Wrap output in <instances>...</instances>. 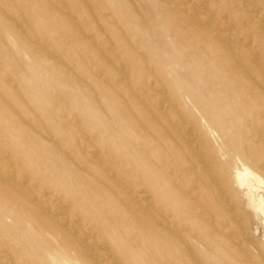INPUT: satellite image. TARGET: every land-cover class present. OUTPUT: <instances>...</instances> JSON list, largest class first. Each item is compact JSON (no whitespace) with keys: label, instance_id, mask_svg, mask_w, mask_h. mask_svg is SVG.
Returning <instances> with one entry per match:
<instances>
[{"label":"rangeland","instance_id":"1","mask_svg":"<svg viewBox=\"0 0 264 264\" xmlns=\"http://www.w3.org/2000/svg\"><path fill=\"white\" fill-rule=\"evenodd\" d=\"M0 2V103L4 104H0V177L7 181H0L2 249L9 247L6 249H10L15 257L29 264H44L49 241H52L51 236L42 229V223L48 222L37 210L10 192L14 180L8 172H13L18 179L25 177V181L36 188L38 193L49 191L51 195L55 192L63 194L66 204H69L66 208L79 219L77 222L83 226V234L93 228L99 236L107 235V238H111L114 229L112 221L116 224L127 222L144 239L147 211L137 207L133 217V205L125 208L119 197L111 200L108 185L110 176L118 179L121 184L126 180L123 185L127 190L144 187L145 191H149H146V195L156 211L158 207L157 213L164 217L171 213L168 218L172 223L184 213L188 218L186 220L191 223L183 235L190 245L194 244L193 253L200 264H264V217L255 213L247 188L239 185L234 177L236 170L242 169V160L233 149L253 146L261 161L259 166H250L264 176V0ZM66 11L69 13L66 14ZM191 11L196 12H192V15ZM15 13L18 19L14 18ZM68 51L72 53L71 58L68 57ZM122 76H125L123 80L126 82L122 81ZM6 83L10 87H6ZM136 85H139L138 88ZM161 97L175 103L178 112L175 115L168 113L171 121L180 117L189 125L197 124L200 130L203 129L202 137L209 146L212 145L210 147L220 155L227 152L222 162H225L226 172L231 179L228 197H235L229 198L227 210L234 219L228 222L232 229L228 233L225 230L227 227L221 224L222 215L218 213V206L215 214L212 206L208 208L212 220L207 215L202 218L203 208L191 198V195L199 193L203 188L194 184L190 172L185 168L189 160H192L188 157L187 141L184 138L178 140L177 133L176 137L175 134L166 137L160 121L153 115L155 110H160L161 105L158 103ZM17 105L21 109L17 110ZM188 114L190 116L187 118ZM12 115L17 116L18 120ZM77 130L82 132L78 133ZM19 132H24L25 136L19 135ZM62 137L66 140L60 139ZM251 138L259 141L251 143ZM56 142H60V145ZM223 142L224 147L220 150L218 146ZM170 145L178 148L175 151L184 155V161L179 160L177 153L170 151ZM107 161L113 162V165L110 162L107 165ZM3 162H6L5 166ZM90 165L95 168L94 171H91ZM4 167L10 171H5ZM119 174L121 177H118ZM255 194L264 197V186L261 185ZM23 221L27 222V226ZM171 247L168 242H163L156 244L154 250L157 249L159 255L170 254ZM13 248L19 254H15Z\"/></svg>","mask_w":264,"mask_h":264},{"label":"bare ground","instance_id":"2","mask_svg":"<svg viewBox=\"0 0 264 264\" xmlns=\"http://www.w3.org/2000/svg\"><path fill=\"white\" fill-rule=\"evenodd\" d=\"M12 1V0H11ZM129 0H127L128 2ZM133 1V0H132ZM140 1V0H139ZM180 1V0H179ZM186 1V0H185ZM249 1V0H248ZM125 2V0H124ZM126 2V3H127ZM145 2V1H144ZM182 2V1H181ZM1 3V2H0ZM136 3V0L135 2ZM173 3V2H172ZM53 4V3H52ZM51 4V5H52ZM131 4V1H130ZM179 4V3H178ZM193 4V3H192ZM196 4V3H195ZM198 4V3H197ZM205 4V3H204ZM2 5V4H1ZM48 4H46L47 6ZM127 5H129V3H127ZM237 5V4H236ZM70 6V5H69ZM187 6V5H186ZM3 7V6H2ZM80 6H78L79 8ZM98 7V6H97ZM123 7V6H122ZM169 7V6H168ZM198 7V6H197ZM4 8V7H3ZM66 8V6H65ZM91 8V7H89ZM100 8V7H99ZM98 8V9H99ZM144 8V7H143ZM187 8V7H186ZM185 8V9H186ZM58 9V8H57ZM149 9V8H148ZM180 9V8H179ZM184 9V8H183ZM5 10V9H4ZM4 10H2L4 12ZM10 10V9H9ZM139 10V9H138ZM143 10V9H142ZM146 10V9H145ZM181 10V9H180ZM8 11V10H7ZM43 11H45L43 9ZM58 11V10H57ZM68 11V8H67ZM67 11L65 12L66 14ZM185 11V10H184ZM247 11V10H244ZM53 12V11H52ZM62 12L63 9H62ZM92 12V10H91ZM101 12V11H100ZM183 12V11H182ZM196 11H191V14L193 15V13ZM257 12V11H256ZM9 13V11H8ZM6 13V14H8ZM20 13V12H19ZM110 13V12H109ZM180 13V12H178ZM198 13V12H197ZM196 13V15H197ZM22 14V13H20ZM19 14V16H20ZM106 14V13H105ZM185 14V13H183ZM259 14V13H258ZM11 15V12H10ZM18 14L15 13V17H17L18 19ZM54 15V14H53ZM94 15V14H93ZM75 16V15H74ZM244 16V15H243ZM3 17V16H2ZM12 17V15L10 16ZM136 17V16H135ZM197 17V16H196ZM212 17V16H211ZM199 17H197L198 20ZM243 18V17H242ZM2 19H5L2 18ZM226 19V18H225ZM16 20V19H15ZM24 20V18H23ZM113 20V19H111ZM208 20V19H207ZM206 20V21H207ZM5 24V21H3ZM7 22V21H6ZM19 22V21H18ZM55 22V21H54ZM58 22V21H56ZM84 22V21H83ZM114 22V21H112ZM210 22V21H209ZM59 23V22H58ZM64 23V22H63ZM76 23V22H75ZM78 23V22H77ZM202 23V22H201ZM8 24L10 25V23L8 22ZM18 24V23H17ZM22 24V23H21ZM84 24V23H83ZM82 24V25H83ZM204 24V23H203ZM209 24V23H208ZM211 24V23H210ZM254 24V23H253ZM2 25V24H1ZM56 25V24H55ZM89 25V24H88ZM182 25V24H181ZM220 25V24H219ZM248 25V24H247ZM14 26V25H12ZM16 26V25H15ZM14 26V27H15ZM20 26V25H19ZM62 26V24H61ZM85 26V25H84ZM179 26V25H178ZM207 26V25H206ZM11 27V26H10ZM39 27V26H38ZM57 27V25L55 26ZM87 27V24H86ZM118 27V26H117ZM258 27V26H257ZM80 29L81 26L79 27ZM122 28V27H120ZM259 28V27H258ZM8 29V28H6ZM11 29V28H10ZM102 28H100L101 30ZM214 29V28H213ZM16 30V29H14ZM62 30V29H61ZM64 30V29H63ZM62 30V31H63ZM35 31V29H34ZM214 31V30H213ZM225 31V30H224ZM16 32V31H15ZM86 32V31H85ZM17 33V32H16ZM104 33V32H102ZM218 33V32H217ZM222 33V31H221ZM36 34V33H35ZM215 34V33H214ZM37 35V34H36ZM85 35H87L85 33ZM94 35V34H93ZM217 35V34H216ZM8 36V35H7ZM16 36V35H15ZM48 36V35H47ZM54 36V35H53ZM60 36V35H59ZM64 36V35H63ZM3 37V36H2ZM22 37V36H21ZM28 37V36H27ZM37 37V36H36ZM55 37V36H54ZM91 37V36H89ZM220 37V35H219ZM32 37H30L31 39ZM64 38V37H63ZM94 38V37H93ZM36 39V38H35ZM39 39V38H38ZM46 39V37H45ZM90 39V38H89ZM219 39V38H218ZM24 40V38H23ZM92 40V39H91ZM103 40V39H102ZM98 41V40H97ZM129 41V40H128ZM34 42V41H33ZM50 42V41H48ZM102 42V41H101ZM219 42V41H218ZM223 42V41H222ZM51 43V42H50ZM129 42H127L128 44ZM40 44V43H39ZM42 44V43H41ZM61 44V43H60ZM69 44V43H68ZM102 45V43H100ZM94 45V44H93ZM96 45V44H95ZM100 45V46H101ZM114 45V44H113ZM112 45V46H113ZM226 45V44H225ZM248 45V44H246ZM41 46V45H40ZM46 46V45H43ZM48 46V45H47ZM112 46H110V48H112ZM188 46V45H187ZM4 47V46H3ZM53 47V46H52ZM61 47V46H60ZM114 47V46H113ZM6 48V47H5ZM46 48V47H45ZM63 49V48H61ZM114 49V48H113ZM226 49V48H225ZM240 49V47H239ZM229 50V49H228ZM48 51V50H47ZM64 51V49H63ZM20 52V51H17ZM56 52V51H55ZM10 53V52H9ZM13 53V52H12ZM64 53V52H63ZM68 57L71 58L72 53L70 54V52L68 51ZM89 53V52H88ZM234 53V52H232ZM51 54V53H50ZM114 54V53H113ZM23 55V54H21ZM57 55V53H56ZM105 55V54H104ZM71 56V57H70ZM109 56V55H108ZM54 57V56H53ZM91 57V56H90ZM235 57V56H234ZM60 58V57H59ZM68 58V59H69ZM143 58V57H142ZM159 58V57H158ZM251 58V57H250ZM253 58V57H252ZM4 59V58H3ZM62 60V58H60ZM65 59V58H64ZM63 59V60H64ZM146 59V58H145ZM242 59V58H241ZM256 59V58H255ZM17 60V59H15ZM71 60V59H70ZM69 60V61H70ZM72 61V60H71ZM113 62V61H112ZM146 62V61H145ZM66 63V62H65ZM91 63V62H90ZM145 64V63H144ZM3 65V64H2ZM146 65V64H145ZM71 66V65H70ZM236 66V65H234ZM240 66V65H239ZM61 67V66H60ZM69 67V66H68ZM153 67V66H152ZM243 67V66H242ZM260 67V66H259ZM62 68V67H61ZM70 68V67H69ZM72 68V67H71ZM70 68V69H71ZM123 68V67H121ZM3 69V68H2ZM63 69V68H62ZM92 69V68H91ZM239 69V68H238ZM241 69V68H240ZM246 69V68H245ZM84 70V69H83ZM120 69H118L119 71ZM122 70V69H121ZM153 70V69H151ZM169 70V69H168ZM68 71V70H67ZM66 71V72H67ZM73 71V70H72ZM75 71V70H74ZM149 71V70H148ZM248 71V70H247ZM102 73V72H101ZM127 73V72H126ZM147 73V72H146ZM150 72H148V76ZM152 73H155L152 71ZM79 74V73H78ZM151 74V73H150ZM262 74V73H261ZM103 75V74H102ZM123 75V74H122ZM154 75V74H153ZM156 75V74H155ZM12 76V75H11ZM34 76V75H33ZM88 76V75H87ZM101 76V74H100ZM135 76V75H134ZM147 76V75H146ZM252 76V75H251ZM264 76V75H263ZM83 77V76H82ZM120 77V76H119ZM127 77V76H126ZM90 78V77H89ZM123 78H125V76H122V81L126 82L123 80ZM119 79V78H118ZM145 79V77H144ZM5 80V79H4ZM120 80V79H119ZM148 80V79H145ZM8 81V80H7ZM17 81V80H15ZM120 81V82H122ZM129 81V80H128ZM132 81V80H131ZM155 81V80H154ZM263 81V80H262ZM116 82V81H115ZM136 82V81H135ZM147 82V81H146ZM158 82V81H157ZM257 82V81H256ZM129 83V82H128ZM133 83V81L131 82ZM153 83V81H152ZM159 83V82H158ZM157 83V84H158ZM179 83V82H178ZM15 84V83H13ZM96 84V83H95ZM113 84V83H112ZM130 84V83H129ZM128 84V85H129ZM134 84V83H133ZM161 84V83H159ZM7 83H6V87H7ZM98 85V84H97ZM126 85V84H125ZM141 85V84H140ZM148 85V84H147ZM154 85V84H151ZM10 87V85H8ZM12 86V85H11ZM14 86V85H13ZM133 87H135L134 85H132ZM139 86V85H138ZM138 86L136 85V87L138 88ZM120 87V86H119ZM142 87V85H141ZM140 87V88H141ZM152 87V86H151ZM160 87V86H158ZM68 88V87H67ZM108 87H106L107 89ZM124 88V87H123ZM139 88V89H140ZM153 88V87H152ZM156 88V87H155ZM161 88V87H160ZM55 89V87H54ZM93 89V88H92ZM143 89V88H142ZM164 89V88H163ZM20 90V88H19ZM18 90V91H19ZM122 90V89H121ZM120 90V91H121ZM130 90V89H129ZM155 90V89H154ZM159 90V88H158ZM3 91V90H2ZM1 91V93H2ZM94 91V90H93ZM140 91V90H139ZM148 91V90H145ZM144 91V92H145ZM4 93V92H3ZM2 93V95L4 96V94ZM131 93V92H130ZM129 93V94H130ZM141 93V92H140ZM160 93H163L160 91ZM166 93V92H165ZM123 94L125 95V93L123 92ZM123 94H120L122 96H124ZM133 94H134V90H133ZM147 94V93H146ZM171 94V93H170ZM12 95V94H11ZM16 95V94H15ZM20 95V94H19ZM131 95V94H130ZM129 95V96H130ZM138 94H136L135 96H137ZM148 95V94H147ZM96 96V95H94ZM125 97V96H124ZM140 97V95H139ZM144 97V96H143ZM151 97H153L151 95ZM177 97V96H176ZM247 97V96H246ZM63 98V97H62ZM162 98V97H161ZM174 98V97H173ZM18 99V98H17ZM20 99V98H19ZM38 99V98H37ZM51 99V98H50ZM60 99V98H59ZM110 99V98H109ZM142 99V98H141ZM172 99V98H171ZM170 99V100H171ZM1 100V99H0ZM8 100V98H7ZM175 100V99H174ZM261 100V99H260ZM2 101V100H1ZM20 101V100H19ZM56 101V100H55ZM67 101V100H66ZM141 101V100H139ZM144 101V100H143ZM149 101V100H148ZM147 101V102H148ZM5 102V101H4ZM10 102V99H9ZM27 102V101H26ZM125 102V101H124ZM57 103V102H55ZM182 103V102H181ZM1 104V103H0ZM23 104H25V102H23ZM59 104V103H58ZM125 104V103H124ZM138 104V103H136ZM149 104H153V103H149ZM148 104V105H149ZM161 106L159 107L160 110H155L156 112L153 114L157 120L160 121L161 126L163 128V130L165 131L164 135H167L166 137H168L171 134H175L174 136L176 137V133L177 135L180 137H178V140L181 138H184L186 141V144L189 146V152H188V157H190L192 160L187 163V165H185L187 168L186 170H188L191 174V180H193L194 184H198V186L202 187L203 190L200 191L197 194L191 195V198L194 199L197 203L198 206H200L201 208H203V216L202 218L207 215L208 218L210 216L211 218V212L208 211L209 206L213 207V214L215 209H218L217 206L219 207L218 213L220 212L222 215V220H221V224L225 227H227L225 230H228L227 233L229 232L230 226L228 225V222H230V220L233 218L232 214L228 211L229 210V205H230V201L229 198H235L234 196H229L228 197V190H230L231 188V179L228 176L227 172H226V166H225V162L223 164V160H224V156L227 155V152H223V155L219 154V152L217 153V151H215L214 148L210 147L212 146L210 144H207L205 142V138H203L202 136H204V134L201 132V130L203 131V129H199V126H197V124H195L194 126H196V128L192 125L187 124L186 122H184V120L179 117L178 120H176L175 117V121H171L172 119L168 118V115L173 113V115H175L174 113H177V109L175 106V103L170 102L168 99H165L164 97L160 100V102L158 103ZM4 106V104H1V106ZM57 105V104H56ZM25 106V105H23ZM147 106V105H146ZM145 106V107H146ZM178 106V105H177ZM72 107V106H71ZM152 107V106H148ZM32 108V107H31ZM129 108V107H128ZM183 108V107H182ZM255 108H258V106H256ZM21 109L18 107L17 105V110ZM62 109V108H61ZM24 110V109H22ZM154 110V109H152ZM186 110V109H185ZM34 111V110H33ZM133 111V110H132ZM151 111V110H150ZM22 111L20 110L19 113H21ZM52 112V110H51ZM64 112V111H63ZM152 112V111H151ZM186 112V111H185ZM10 113V111H9ZM132 113V112H131ZM134 113V112H133ZM165 113H167L165 115ZM169 113V114H168ZM188 113V112H187ZM28 114V113H27ZM61 116L62 113L60 112ZM75 114V113H74ZM22 115V113H21ZM25 115V114H24ZM67 115V114H66ZM108 115V114H107ZM136 115V114H135ZM172 115V116H173ZM13 116V115H12ZM32 116V115H31ZM30 116V117H31ZM134 116V115H133ZM190 116V114L187 115ZM262 116V114H261ZM14 119L17 116H13ZM28 117V116H27ZM29 117V118H30ZM33 117V116H32ZM64 117V116H63ZM66 117V116H65ZM68 117V116H67ZM170 117V116H169ZM185 117V116H184ZM20 118V117H19ZM26 120V117H23ZM154 118V117H153ZM193 119V117H191ZM255 118V117H254ZM263 118V117H261ZM35 119V118H34ZM73 119V117H72ZM155 119V118H154ZM21 119H19L20 121ZM30 121V119H28ZM32 120V119H31ZM139 120V119H138ZM152 120V118H151ZM155 119V121H157ZM188 120V119H187ZM191 120V119H190ZM194 120V119H193ZM229 120V119H227ZM110 121V120H109ZM192 121V120H191ZM255 121V120H254ZM25 122V121H24ZM35 122V121H34ZM256 122V121H255ZM254 122V124H255ZM21 123V122H20ZM38 123V122H37ZM41 121L39 123V125L41 126ZM159 123V124H160ZM195 123V122H194ZM250 123V121H249ZM22 125L24 123H21ZM96 124V123H95ZM191 124V123H190ZM20 125V124H19ZM69 125V124H68ZM247 125V124H246ZM260 125V124H259ZM21 126V125H20ZM33 126V125H32ZM37 126V125H36ZM34 127V126H33ZM43 127H45L43 125ZM41 127V128H43ZM62 127V126H61ZM60 127V128H61ZM72 127V125H71ZM83 127V125H82ZM146 126H143V128H145ZM198 127V128H197ZM245 127V126H244ZM250 127V126H249ZM256 127V125H255ZM254 127V128H255ZM261 127V125H260ZM22 128V126H21ZM35 128V127H34ZM147 128V127H146ZM80 129V128H79ZM257 129V128H256ZM149 131V129H147ZM215 130V129H214ZM261 130V129H259ZM34 131V130H33ZM38 131V129H37ZM63 131V130H62ZM78 131V130H77ZM76 131V133H77ZM103 130H101L102 132ZM118 131V130H117ZM39 132V131H38ZM65 132V131H64ZM63 132V133H64ZM82 132V131H78ZM100 132V133H101ZM107 132V131H106ZM175 132V133H174ZM252 132V131H251ZM8 133V132H7ZM24 133V132H23ZM23 133H21L22 135H24ZM32 133V131H31ZM73 133V132H72ZM156 133V132H155ZM201 133L203 135H201ZM232 133V131L230 132ZM247 135V131L245 132ZM260 133V132H259ZM19 132V135H21ZM34 134V133H33ZM32 134V135H33ZM48 134H50L48 132ZM67 133H64V135ZM99 134V133H98ZM103 134V132H102ZM160 134V133H159ZM253 134V132H252ZM261 134V133H260ZM10 135V134H9ZM18 135V134H17ZM78 135V134H77ZM109 135V134H108ZM133 135V134H132ZM135 135V134H134ZM137 135V134H136ZM153 135V134H152ZM243 135V136H245ZM25 136V135H24ZM70 136V135H69ZM72 136V135H71ZM81 136V133H80ZM83 136V135H82ZM102 136V135H101ZM155 134L154 137L155 138ZM161 136V135H160ZM159 136V137H160ZM206 136V134H205ZM252 135H250L251 137ZM255 136V135H253ZM252 136V137H253ZM38 137V136H36ZM46 137V136H44ZM73 137V136H72ZM94 137V136H93ZM138 137V136H137ZM158 137V138H159ZM165 137V139H166ZM173 137V136H172ZM256 137V136H255ZM262 136H260L261 138ZM39 138V137H38ZM47 138V137H46ZM52 138V137H51ZM68 138V137H67ZM246 138L248 139L249 137L246 136ZM259 138V137H258ZM23 139V138H22ZM49 139V138H48ZM63 140V137L60 138ZM73 139V138H72ZM161 139V138H159ZM176 139V138H175ZM209 139V138H208ZM212 139V138H211ZM232 139V138H231ZM252 139V138H251ZM39 140V139H38ZM236 140V139H235ZM253 141H251V143L256 140L259 141V139H252ZM40 141L42 142V140L40 139ZM74 141H77L74 140ZM86 141V140H85ZM159 141V140H158ZM209 141V140H208ZM245 141V140H244ZM46 142V141H45ZM133 142V141H132ZM7 143V142H6ZM26 143V142H25ZM48 143V142H47ZM52 143V142H51ZM57 143V142H56ZM60 142H58L57 144H59ZM75 142H72V144ZM209 143V142H208ZM55 144V143H54ZM76 144V143H75ZM79 144V143H78ZM77 144V145H78ZM95 144V143H94ZM149 144V142H148ZM225 142H223L222 144H219V149L222 150L224 147ZM243 144V143H242ZM257 144V143H255ZM60 145V144H59ZM64 144H62L63 146ZM85 145V144H84ZM107 145V144H105ZM86 146V145H85ZM109 146V145H108ZM255 146V145H254ZM258 146V145H257ZM51 147V145H50ZM71 146H68V148L70 149ZM83 147V146H82ZM140 148V146H138ZM144 147V146H143ZM262 147V146H261ZM260 147V149H261ZM264 147V146H263ZM55 148V147H54ZM86 147H84L85 149ZM89 148V147H88ZM56 149V148H55ZM54 149V150H55ZM66 149V148H65ZM72 149V147H71ZM81 149V148H80ZM163 149V146H162ZM165 149V148H164ZM170 151L174 154L177 153V157H180L179 160L184 161V155L182 153H180L179 151H175L178 150L177 147L175 146H169ZM232 149V148H231ZM234 149V153L239 156V158L242 160L241 164H242V169H238L236 170V172L234 173V177L236 179V181L239 183V185L243 186L244 188H247L248 194L250 195V203L251 206L253 207V210L255 211V213L257 215L263 216L264 217V197L263 196H256L255 191L258 190L260 188L261 185L264 186V176L262 175L261 172L254 170L250 165L251 164H255L257 166H259V162L261 161L257 151L252 147L249 146V148H247L246 146L244 147H240V148H233ZM259 149V150H260ZM67 150V149H66ZM76 150V149H75ZM86 150V149H85ZM84 150V151H85ZM142 150V149H141ZM4 151V150H3ZM56 151V150H55ZM146 151V149H145ZM261 151V150H260ZM72 152V150H71ZM86 152V151H85ZM91 152V151H90ZM94 153H97L95 151H92ZM74 153V152H73ZM87 153V152H86ZM84 153V154H86ZM89 153V152H88ZM146 153V152H145ZM9 154V153H8ZM62 154V153H61ZM37 155V154H36ZM60 155V154H58ZM75 155V154H74ZM97 155V154H95ZM101 155V154H100ZM106 155V154H104ZM7 156V155H5ZM50 156V155H49ZM62 156V155H61ZM94 156V155H93ZM187 157V156H185ZM12 158V156L10 157ZM65 161H66V157ZM63 158V159H64ZM74 158V157H73ZM93 159V158H90ZM161 159V157H160ZM11 160V159H10ZM97 160V159H96ZM107 160V159H106ZM51 161V160H50ZM74 161V160H73ZM225 161V160H224ZM78 162V161H77ZM76 162V163H77ZM108 162H110L109 164H112L113 162L111 161H107V165ZM6 163V162H5ZM3 162V165L5 164ZM8 163V162H7ZM94 163V162H93ZM100 163V161L98 162ZM132 165L133 163L130 162ZM63 164V163H62ZM72 164V163H71ZM78 164V163H77ZM161 164V163H160ZM159 164V165H160ZM2 165V167H3ZM7 165V164H6ZM19 165V164H18ZM113 165V164H112ZM162 165V164H161ZM5 166V165H4ZM75 166V165H74ZM73 166V168H75ZM79 166V165H78ZM85 166V165H84ZM92 168V165H90ZM166 166V165H165ZM171 166V165H170ZM12 166H8V168ZM17 167V166H16ZM72 167V166H70ZM105 167V166H103ZM110 168V166H108ZM5 168V167H4ZM8 168H5V171L9 170ZM94 168V167H93ZM92 168V169H93ZM172 168V166H171ZM77 169V168H76ZM85 169V168H82ZM91 171H94V169ZM105 169V168H104ZM176 169V168H175ZM262 169V168H260ZM14 170V169H13ZM103 170V169H102ZM111 168L109 169L110 172ZM166 170V169H165ZM10 171V170H9ZM26 171V170H25ZM89 171V170H88ZM90 171V172H91ZM96 171V170H95ZM171 171V170H170ZM15 172V171H14ZM99 172V175L102 176V173H100V171H97V173ZM108 172V171H107ZM164 172V171H163ZM186 172V171H185ZM9 177L14 180V183L12 184V187H10V192L15 196V197H19L20 199H22L30 208H33L35 210H37L41 217H43L48 223H42L43 227L42 229L44 230V232H46V234H49L52 238V241H49V249L44 257V264H200L199 260L197 259V256L195 257L194 255V251H193V245L189 244L187 242V240L185 239L183 232L188 229V224L191 223L188 219L187 216L184 213L180 214L179 218H176L177 220H175L173 223L169 220V213L168 217H164L161 214H158L157 211L158 207H157V211H156V207H154L150 202V198L146 195V191L144 190V187L142 189L138 188V189H132L130 188V190H127L123 185V183L126 181L124 180V182L121 184L119 183L118 179H112V177L109 176V192L111 193L110 197L111 200L114 199L115 197H119L122 200V204L123 206H125V208L128 205H133L131 208V213L132 215L136 212L137 207L138 209H142V210H146L147 211V216H148V221L146 224V228H147V232L145 234V238L142 239L140 233H138L134 227L130 226L127 222L126 223H120V224H116L115 222L112 221V226H114V229L112 230V234H111V238H107V235H101L99 236L97 233H95V229L92 228V230L90 232H85L86 234L81 233V230H83V226L81 224H79L75 217V215H73L71 212H69L67 210V206L69 204H66L65 202V197H63L61 193L55 192L52 195L49 193V191H45L42 193H38L36 188H33L30 186V184L25 181V177H22L23 179H18L17 177H14V175L11 172H8ZM7 173V175H8ZM28 173V172H27ZM92 173V172H91ZM96 173V172H95ZM94 173V174H95ZM123 173V171L121 172ZM172 173V171H171ZM4 174V173H3ZM93 174V175H94ZM109 174V173H108ZM107 174V176H108ZM124 174V173H123ZM182 174V173H181ZM111 176L113 174H110ZM121 174L118 175V177ZM27 177H29V175H25ZM86 176V175H85ZM88 176V175H87ZM106 176V177H107ZM123 176V175H122ZM26 177V178H27ZM100 176H98L99 179ZM121 177V176H120ZM125 177V176H124ZM103 178V177H102ZM100 178V179H102ZM7 179V178H6ZM70 179V176H69ZM105 179V178H104ZM103 179V180H104ZM123 179V177H122ZM120 179V180H122ZM9 180V179H7ZM27 180H29L27 178ZM90 180V179H89ZM103 180L101 182H103ZM130 180V179H129ZM186 180V179H185ZM0 181H2L3 183H6L7 181L2 180V178L0 177ZM36 181V180H35ZM107 181V180H106ZM107 181V182H108ZM139 181V179H138ZM137 181V182H138ZM141 181V180H140ZM37 182V181H36ZM122 182V181H121ZM105 183V182H104ZM139 184V182H138ZM37 185V184H36ZM193 185V184H192ZM194 186V185H193ZM1 187V186H0ZM36 187V186H34ZM131 187V186H130ZM180 187V186H179ZM192 187H190L191 189ZM194 188V187H193ZM129 189V188H128ZM147 189V188H146ZM45 190V189H44ZM195 190V189H194ZM186 191V190H185ZM149 192V191H147ZM189 192V191H188ZM187 192V193H188ZM191 192V191H190ZM232 193V191H230ZM192 193V192H191ZM233 194V193H232ZM187 197V195H186ZM189 198V197H187ZM100 200V198H99ZM165 200V199H164ZM232 200V199H231ZM101 201V200H100ZM235 201V200H234ZM70 202V201H69ZM237 203V201L235 202ZM103 204V203H101ZM233 204V203H232ZM234 205V204H233ZM102 206V205H101ZM99 206V207H101ZM136 206V209H135ZM162 206V205H161ZM239 206V204H238ZM22 207V206H21ZM70 207V206H68ZM129 207V206H128ZM72 208V207H71ZM102 208H104V206H102ZM107 208V207H106ZM18 209V207H17ZM94 209V208H93ZM228 209V210H227ZM232 209V208H231ZM77 210V209H76ZM163 210V209H162ZM162 210H160L161 212H163ZM96 211V210H95ZM115 212V211H113ZM241 211L239 210L238 213H240ZM85 213V212H84ZM160 213V212H159ZM164 213V212H163ZM162 213V214H163ZM236 213V212H235ZM78 214V213H77ZM173 215V214H172ZM171 215V216H172ZM239 215V214H238ZM79 216L81 217V215L79 214ZM135 216V214L133 215V217ZM87 217V216H86ZM111 218V216H110ZM207 218V217H206ZM205 218V219H206ZM207 218V219H208ZM240 218V216H239ZM112 219V218H111ZM204 219V220H205ZM213 219V217L211 218V220ZM234 219V218H233ZM113 220V219H112ZM210 220V219H209ZM241 220V218H240ZM239 221V220H238ZM246 221V220H245ZM244 221V222H245ZM26 226H27V222L23 221ZM132 222H134L132 220ZM212 222V221H211ZM208 223V222H207ZM238 223V222H237ZM248 223V222H247ZM4 224V223H2ZM6 224V223H5ZM135 224V223H134ZM194 224V223H192ZM191 224V225H192ZM212 224V223H211ZM214 224V223H213ZM239 224V223H238ZM246 224V222H245ZM92 225V224H91ZM94 225V224H93ZM144 225V224H143ZM249 224H247L248 226ZM7 226V225H6ZM246 226V228H247ZM24 227V226H23ZM95 227V226H93ZM97 227V226H96ZM239 228V226H237ZM249 227V226H248ZM28 228V227H26ZM89 228V227H88ZM190 228V227H189ZM220 228V227H219ZM10 229V228H9ZM211 229V228H210ZM221 229L223 230L224 228L221 227ZM27 230V229H26ZM85 230V229H84ZM194 230V228H193ZM196 230V229H195ZM194 230V231H195ZM204 230V228H203ZM220 230V229H218ZM143 231V230H142ZM238 231V230H236ZM186 232V231H185ZM188 232V231H187ZM209 232V231H208ZM210 232H212V230H210ZM231 232V231H230ZM242 232H244L242 230ZM248 232V231H247ZM246 232V233H247ZM253 232V231H252ZM14 233V232H13ZM26 233V232H25ZM214 233V232H212ZM226 233V234H227ZM233 233V232H232ZM7 234V233H6ZM15 234V233H14ZM22 234V233H21ZM101 234V233H100ZM143 234V233H142ZM189 234V232H188ZM191 234V233H190ZM198 234V233H196ZM225 234V233H224ZM230 234V233H229ZM249 234V233H248ZM195 235V234H193ZM199 235V234H198ZM243 235V234H242ZM27 236V234H26ZM218 236V235H217ZM216 236V238H217ZM230 235H228L227 237H229ZM144 237V236H142ZM196 237V236H194ZM199 237H201L199 235ZM252 237V236H251ZM28 238V237H27ZM32 239V238H31ZM189 239V238H188ZM218 239V238H217ZM240 239V238H239ZM158 241V242H157ZM201 241V240H200ZM235 241V240H234ZM256 241V239H255ZM36 242V241H34ZM163 242H168V244H171V252L170 254H158L160 252H158L157 249L154 250V247L156 244H161ZM219 242V240H218ZM239 242V241H238ZM228 244H230V242L227 241ZM257 243V242H255ZM6 244V243H5ZM205 244V243H203ZM264 244V243H262ZM3 245V244H2ZM14 245V244H13ZM247 245V243H246ZM257 245V244H256ZM12 246V244H11ZM162 247V245H160ZM207 246V245H206ZM243 246V245H242ZM14 247V246H13ZM164 247V246H163ZM247 247V246H246ZM245 247V251L246 248ZM249 247V246H248ZM4 248V247H3ZM9 248V247H6ZM6 248L2 249L0 247V264H29L27 261H23L21 258H17L14 256L13 253H11L9 250H7ZM242 248V247H241ZM14 249V248H13ZM160 249V248H159ZM164 249H166L164 247ZM211 249V248H210ZM213 250V249H211ZM252 250V249H251ZM15 254L18 253L16 252V249H14ZM38 251V250H37ZM40 252V251H39ZM158 252V253H157ZM164 252V251H163ZM262 252V251H261ZM41 253V252H40ZM19 254V253H18ZM17 254V255H18ZM44 254V253H43ZM241 254V253H239ZM244 254V253H243ZM262 254V253H261ZM26 255V254H25ZM244 255H247L244 254ZM19 256V255H18ZM248 256V255H247ZM27 258H29L28 256H26ZM43 257V255H42ZM246 257V256H245ZM245 257H243L245 259ZM257 257V256H256ZM264 257V256H263ZM248 258V257H247ZM243 259V260H244ZM29 260V259H27ZM247 260V259H246ZM39 262V261H38ZM227 263V262H226ZM243 263V262H242ZM244 263H247L244 262ZM251 263V262H250ZM41 264V263H40ZM254 264V263H253Z\"/></svg>","mask_w":264,"mask_h":264}]
</instances>
